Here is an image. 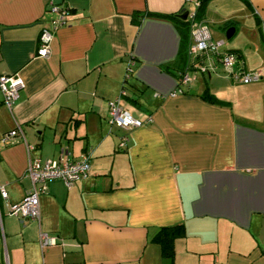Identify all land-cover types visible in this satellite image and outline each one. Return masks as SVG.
Segmentation results:
<instances>
[{"label":"crops","instance_id":"crops-1","mask_svg":"<svg viewBox=\"0 0 264 264\" xmlns=\"http://www.w3.org/2000/svg\"><path fill=\"white\" fill-rule=\"evenodd\" d=\"M52 3L0 0V73L23 79L11 105L0 102V137L22 131L0 141V264H161L152 237L174 223L184 234L173 264H264V0H207L195 19L219 51L237 50L243 69L260 70L247 82L213 51L189 53L191 29L182 45L176 19L132 20L196 12L193 1L62 0L67 20L40 56ZM183 72L191 80L179 82ZM115 99L142 123L110 124ZM83 152L88 175L50 179L37 218L8 212L30 187L29 157ZM44 232L56 241L41 244Z\"/></svg>","mask_w":264,"mask_h":264},{"label":"built area","instance_id":"built-area-1","mask_svg":"<svg viewBox=\"0 0 264 264\" xmlns=\"http://www.w3.org/2000/svg\"><path fill=\"white\" fill-rule=\"evenodd\" d=\"M193 1L196 7L199 0ZM51 10L55 12L54 17L49 24H44L39 36L37 54L46 56L50 52L51 40L56 28L64 24L69 14V7L62 3H52ZM188 18L191 20V41L189 44V53L197 56L204 55L208 50L213 51L221 62L225 72L233 79L240 81H254L260 78V70H245L239 54L233 50L219 51V41L211 39L209 27L200 21L195 20V11L188 12ZM204 69V68H202ZM179 82L191 80L187 72L179 76ZM23 86V79L17 73H0V102L8 106L18 97V91ZM121 94H126L125 87L122 88ZM150 119V117H148ZM108 121L129 130L134 126L142 123V120L135 116L127 108L120 105L119 100L109 101ZM22 135L20 127L8 130L0 137V141L7 143L13 135ZM126 135H122L119 146L123 147ZM33 145H28L31 149ZM67 150L66 148H64ZM88 152H83L78 159L69 158H47L29 157L25 169L26 175L30 180V187L22 199L8 203V212L18 215L22 219L37 218L39 216V195L45 190L47 182L52 178H62L66 184L71 185L79 178L86 177L89 173L90 162ZM0 194L6 200L8 198L7 190L4 185H0ZM41 244L54 243L55 237L48 235L46 232L40 235Z\"/></svg>","mask_w":264,"mask_h":264},{"label":"trees","instance_id":"trees-1","mask_svg":"<svg viewBox=\"0 0 264 264\" xmlns=\"http://www.w3.org/2000/svg\"><path fill=\"white\" fill-rule=\"evenodd\" d=\"M207 0H199V5L196 8L195 12V19H198L204 10L205 2ZM247 1V0H244ZM143 14H152L156 16H162V17H169L172 19H176L178 22V27L181 31V36H182V45L186 41L190 29H191V20L189 18H182L178 15L176 12H155V11H146L145 13H139L136 12L132 15V20L134 23H138L140 21V18L142 17ZM236 51L239 56L240 53L237 50ZM201 96L206 99L213 101L215 100V96L210 93L208 90L203 92ZM184 234V226L182 223H174V224H166V225H161L156 233L153 235L152 240L157 242L160 246L161 249V256H162V263L161 264H173L174 261V240L182 236Z\"/></svg>","mask_w":264,"mask_h":264},{"label":"water","instance_id":"water-1","mask_svg":"<svg viewBox=\"0 0 264 264\" xmlns=\"http://www.w3.org/2000/svg\"><path fill=\"white\" fill-rule=\"evenodd\" d=\"M62 0H54V2L56 3H61ZM178 15L182 18H186L187 15H188V10L186 9H181L179 12H178ZM234 31V27L233 26H230L227 28L226 30V37H230L231 34L233 33Z\"/></svg>","mask_w":264,"mask_h":264},{"label":"rangeland","instance_id":"rangeland-1","mask_svg":"<svg viewBox=\"0 0 264 264\" xmlns=\"http://www.w3.org/2000/svg\"><path fill=\"white\" fill-rule=\"evenodd\" d=\"M221 29H223V28H221ZM225 38H226V37H225ZM229 39H230V38H226L227 44H230Z\"/></svg>","mask_w":264,"mask_h":264}]
</instances>
